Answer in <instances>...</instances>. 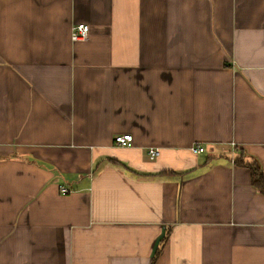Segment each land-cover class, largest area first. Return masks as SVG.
<instances>
[{"label":"crops","instance_id":"obj_1","mask_svg":"<svg viewBox=\"0 0 264 264\" xmlns=\"http://www.w3.org/2000/svg\"><path fill=\"white\" fill-rule=\"evenodd\" d=\"M242 154L264 0H0V264H264Z\"/></svg>","mask_w":264,"mask_h":264},{"label":"built area","instance_id":"obj_2","mask_svg":"<svg viewBox=\"0 0 264 264\" xmlns=\"http://www.w3.org/2000/svg\"><path fill=\"white\" fill-rule=\"evenodd\" d=\"M91 26L85 23H79L72 27L71 30V40L73 42H87L90 40L91 37ZM115 145L122 148L131 147L134 144V137L132 134H124V135H117L114 139ZM191 150L195 154H201L205 152V149L200 145L192 146ZM149 158L150 160H156L160 154L161 150L159 148H151L149 150ZM71 192L67 189H62L63 194H67Z\"/></svg>","mask_w":264,"mask_h":264},{"label":"trees","instance_id":"obj_3","mask_svg":"<svg viewBox=\"0 0 264 264\" xmlns=\"http://www.w3.org/2000/svg\"><path fill=\"white\" fill-rule=\"evenodd\" d=\"M237 166L246 167L251 172L252 184L264 194V168L256 161H246L243 154L235 159ZM171 174L170 172H166Z\"/></svg>","mask_w":264,"mask_h":264}]
</instances>
